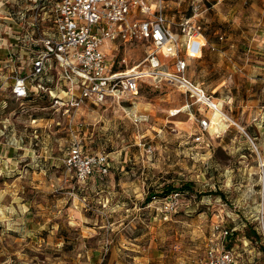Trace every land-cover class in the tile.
I'll use <instances>...</instances> for the list:
<instances>
[{"label": "rangeland", "instance_id": "1", "mask_svg": "<svg viewBox=\"0 0 264 264\" xmlns=\"http://www.w3.org/2000/svg\"><path fill=\"white\" fill-rule=\"evenodd\" d=\"M141 1L154 11L156 0ZM162 4L172 30L193 15L200 24L208 41L185 74L225 116L149 79L131 99L86 103L71 116L36 94L21 107L5 87L0 128L27 145L13 166L0 165V264H192L220 239L215 226L229 231L223 245L237 264H264V0ZM147 50L139 40L106 52L113 70H127ZM72 136L83 152L107 155L105 174L77 181L67 171ZM168 183L190 188L144 200ZM246 224L260 239L245 236Z\"/></svg>", "mask_w": 264, "mask_h": 264}, {"label": "built area", "instance_id": "2", "mask_svg": "<svg viewBox=\"0 0 264 264\" xmlns=\"http://www.w3.org/2000/svg\"><path fill=\"white\" fill-rule=\"evenodd\" d=\"M162 2L156 0L151 11L150 4L141 0H0L1 16L8 21L10 50L3 68L10 70L6 80H12L11 96L22 107L28 94L46 96L51 109L71 116L86 103L131 99L141 82L149 79L176 85L191 103L224 117L219 102L185 74L186 57L199 55L205 43L200 24L193 15L182 18L176 31L172 30ZM139 40L148 44L141 63L145 65L113 70L106 50L116 42ZM181 50L184 56L179 55ZM161 57L172 60L170 68ZM23 65L28 67L25 73ZM209 125V119H200V130ZM63 163L77 181L86 180L94 171L105 174L109 167L106 154L83 152L75 136ZM213 229L220 239L210 238L204 258L192 264H237L232 250L223 245L229 231Z\"/></svg>", "mask_w": 264, "mask_h": 264}, {"label": "crops", "instance_id": "3", "mask_svg": "<svg viewBox=\"0 0 264 264\" xmlns=\"http://www.w3.org/2000/svg\"><path fill=\"white\" fill-rule=\"evenodd\" d=\"M1 14L2 13H0V86H2L1 89L3 91L5 87H7V86L10 87V85L12 84V80L11 79L6 80V76L9 75L10 70L3 68V61L8 57L9 50H10V48L7 46L8 40L10 41V39H9V35H8L9 33L7 31V25H6V23H8V21L4 18V16H1ZM235 32H239V34L244 33V31L241 28H237ZM220 38H222V37L220 36ZM207 41L208 40H206V38H205V43H204L202 49L205 47ZM208 44L213 48V45L211 43L208 42ZM232 45H233V42L229 43V46H232ZM239 46L241 49L244 48V46H241V45H239ZM202 49H201V51H202ZM252 52L255 53V51H252ZM200 55H201V52H200L199 56ZM186 58H188V57H186ZM186 62H187V60H186ZM187 65H188V62H187ZM252 69H254V68H252ZM27 70H28V67L25 65V69H24L23 73L27 72ZM1 89H0V94L2 92ZM213 99L216 101L215 98H213ZM3 101H5V99L0 97V109H3L6 105V102H4L5 105L2 104ZM35 120L36 119L32 118L30 120V124L34 123ZM256 126L259 129V128H261L262 123L258 122ZM5 127H6V125L2 124L1 128H0V165L6 166V164H9L10 166H13L19 160V158L21 156L20 150L21 149L24 150L27 144H26V142H23V138L21 137V135H18L17 137H15L14 133H11V132L10 133L8 132L7 133L8 135H4V130H2V129H4ZM33 133H36V129L33 130ZM258 134H260V133H258ZM253 138H257V137H255V135H254ZM67 151H68V149H67ZM95 173L98 176L101 175L97 171H94L93 174H95Z\"/></svg>", "mask_w": 264, "mask_h": 264}, {"label": "trees", "instance_id": "4", "mask_svg": "<svg viewBox=\"0 0 264 264\" xmlns=\"http://www.w3.org/2000/svg\"><path fill=\"white\" fill-rule=\"evenodd\" d=\"M31 99L32 100L34 99V98H32V94H28V96L24 98L25 101H29ZM189 188H190L189 184H187V183L179 185V186H174L173 184H170V183L164 184L162 186V188H161L159 193L150 194L149 196H146L144 200L145 201H149V200H151L152 197H156V195H160V197H165V196H167V195H169L171 193H183V192H185V190H187ZM244 234H245L246 237H249L252 234L257 239H260V236L254 230V227L251 224H246L245 225Z\"/></svg>", "mask_w": 264, "mask_h": 264}, {"label": "bare ground", "instance_id": "5", "mask_svg": "<svg viewBox=\"0 0 264 264\" xmlns=\"http://www.w3.org/2000/svg\"><path fill=\"white\" fill-rule=\"evenodd\" d=\"M194 55H196V54H194ZM218 115H219V112L216 111V112L214 113V116H217V117H218ZM218 123H220V121H219Z\"/></svg>", "mask_w": 264, "mask_h": 264}]
</instances>
